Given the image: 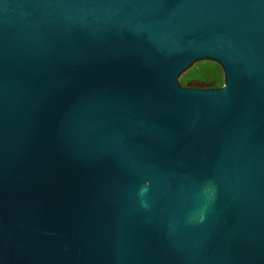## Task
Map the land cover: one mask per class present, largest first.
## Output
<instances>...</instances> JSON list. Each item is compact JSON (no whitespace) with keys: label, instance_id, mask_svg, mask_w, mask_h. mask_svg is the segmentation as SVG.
<instances>
[{"label":"water","instance_id":"water-1","mask_svg":"<svg viewBox=\"0 0 264 264\" xmlns=\"http://www.w3.org/2000/svg\"><path fill=\"white\" fill-rule=\"evenodd\" d=\"M0 264H264V0H0Z\"/></svg>","mask_w":264,"mask_h":264},{"label":"rangeland","instance_id":"rangeland-1","mask_svg":"<svg viewBox=\"0 0 264 264\" xmlns=\"http://www.w3.org/2000/svg\"><path fill=\"white\" fill-rule=\"evenodd\" d=\"M192 76H206V77H209L213 80L214 82V85L211 86V85H207L205 86L204 84L203 85H195L196 84V81L198 80H195L193 79L192 83H190L189 85L188 84H184V87H194V88H201V86L203 88H220L224 85V79H223V72H222V69L220 67V65L217 64H213V65H209V66H205V67H201V68H197L196 71L192 74ZM199 219V215L197 214L193 221H197Z\"/></svg>","mask_w":264,"mask_h":264},{"label":"trees","instance_id":"trees-1","mask_svg":"<svg viewBox=\"0 0 264 264\" xmlns=\"http://www.w3.org/2000/svg\"><path fill=\"white\" fill-rule=\"evenodd\" d=\"M193 79L198 80V81H196V84H195L197 86L203 85V84L205 86H207V85L213 86L214 85L213 80L211 78H209V77H206V76H201V77L200 76L199 77L198 76H191V77H188L187 79H185V84L189 85L190 83H192ZM201 88H203V87L201 86Z\"/></svg>","mask_w":264,"mask_h":264}]
</instances>
